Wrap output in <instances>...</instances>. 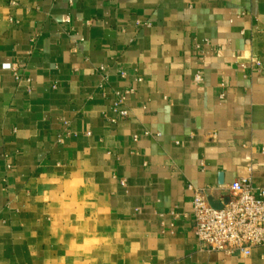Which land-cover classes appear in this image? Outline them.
I'll list each match as a JSON object with an SVG mask.
<instances>
[{
	"label": "crops",
	"instance_id": "crops-1",
	"mask_svg": "<svg viewBox=\"0 0 264 264\" xmlns=\"http://www.w3.org/2000/svg\"><path fill=\"white\" fill-rule=\"evenodd\" d=\"M237 179L264 186V0H0V264H264L193 232Z\"/></svg>",
	"mask_w": 264,
	"mask_h": 264
},
{
	"label": "built area",
	"instance_id": "built-area-1",
	"mask_svg": "<svg viewBox=\"0 0 264 264\" xmlns=\"http://www.w3.org/2000/svg\"><path fill=\"white\" fill-rule=\"evenodd\" d=\"M123 100V96L118 98L116 109ZM118 113L121 118L127 116L123 108ZM229 191V199L217 209L208 205L203 193H194L193 232L207 251L247 257L253 248L264 247V186L253 187L247 179H237Z\"/></svg>",
	"mask_w": 264,
	"mask_h": 264
},
{
	"label": "water",
	"instance_id": "water-1",
	"mask_svg": "<svg viewBox=\"0 0 264 264\" xmlns=\"http://www.w3.org/2000/svg\"><path fill=\"white\" fill-rule=\"evenodd\" d=\"M204 197H205V200H206V202L208 203V205L210 207H212L214 209H217V208L220 207L217 203H215L214 201H212V199H210L209 197H206V196H204Z\"/></svg>",
	"mask_w": 264,
	"mask_h": 264
}]
</instances>
